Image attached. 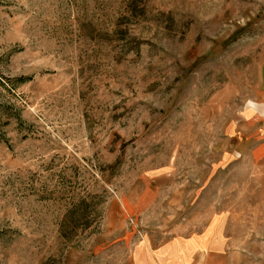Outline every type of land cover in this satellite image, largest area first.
I'll list each match as a JSON object with an SVG mask.
<instances>
[{"label": "rangeland", "instance_id": "374dc122", "mask_svg": "<svg viewBox=\"0 0 264 264\" xmlns=\"http://www.w3.org/2000/svg\"><path fill=\"white\" fill-rule=\"evenodd\" d=\"M263 141L264 0H0V264H264Z\"/></svg>", "mask_w": 264, "mask_h": 264}, {"label": "crops", "instance_id": "0c3cea01", "mask_svg": "<svg viewBox=\"0 0 264 264\" xmlns=\"http://www.w3.org/2000/svg\"><path fill=\"white\" fill-rule=\"evenodd\" d=\"M262 146H263V149H264V141H263V145H262ZM149 254H151V253H149ZM151 255H152V254H151Z\"/></svg>", "mask_w": 264, "mask_h": 264}]
</instances>
